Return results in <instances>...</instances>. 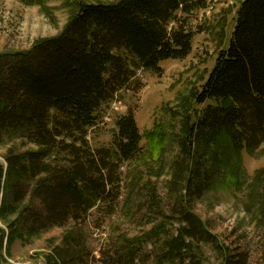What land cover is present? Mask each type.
I'll return each instance as SVG.
<instances>
[{
    "label": "trees",
    "instance_id": "1",
    "mask_svg": "<svg viewBox=\"0 0 264 264\" xmlns=\"http://www.w3.org/2000/svg\"><path fill=\"white\" fill-rule=\"evenodd\" d=\"M63 1L72 14L58 35L0 53V145L19 140L34 146L9 153L7 168L0 164V219L8 228L0 227V254L5 242L24 236L26 223L32 236L79 219L101 201L114 206L124 163L167 154L166 124L145 131L144 147L134 109L116 121L110 146L93 148L89 134L117 93L132 88L139 70L160 74L161 62L190 55L202 31L190 21L211 0ZM218 30L223 41L226 26ZM187 103L207 105L186 115L174 138L170 183L184 226L168 238L165 260L181 259L197 237L219 245L189 206L192 196L207 191L222 169L224 183L242 188L241 155L264 144V0L241 1L229 42ZM138 179L131 181L132 198ZM254 182L264 193V175ZM162 232L154 227L128 243V256ZM59 255L63 264H80L65 245Z\"/></svg>",
    "mask_w": 264,
    "mask_h": 264
},
{
    "label": "rangeland",
    "instance_id": "2",
    "mask_svg": "<svg viewBox=\"0 0 264 264\" xmlns=\"http://www.w3.org/2000/svg\"><path fill=\"white\" fill-rule=\"evenodd\" d=\"M89 1L109 3L118 0ZM241 1L211 0L207 9L198 11L190 22L194 31L199 28L202 31L196 33L190 55L185 59L161 62L160 74L139 70L132 88L117 93L89 134L93 148L110 146L116 121L134 109L144 147L147 144L145 131L152 129L155 122L166 124L171 137L167 154L165 151V155L160 153L156 160L145 154L136 161L124 163L120 173L121 195L114 206L101 201L79 219L69 220L64 226L49 227L32 236L28 235L30 224H24L22 238L11 244L5 242L0 264H54V261L63 264L59 253L64 245L80 264H264V193L263 186L254 182L255 178L264 175V144L252 153L243 151L242 188L224 183L222 178L226 171L222 169L219 173L222 175L213 185L201 196H192L188 204L217 236L219 245L197 237L191 240L181 259L164 258L168 238L184 226L179 221L180 199L173 196L170 183V161L178 152L174 138L181 134L185 116L193 115L207 105L193 103L190 106L187 99L200 90L219 51L229 42ZM71 14L63 0H41L40 3L0 0V53L28 50L37 40L58 35ZM222 24L226 26L227 36L220 41L217 30ZM31 147L34 146L19 140L1 144L0 164L7 168L9 153ZM133 177H139L140 187L132 198ZM25 190L31 191L28 187ZM0 227L8 230L1 219ZM154 227H162L164 232L153 241L144 242V246L132 253L133 258L129 257L128 243L146 237Z\"/></svg>",
    "mask_w": 264,
    "mask_h": 264
}]
</instances>
